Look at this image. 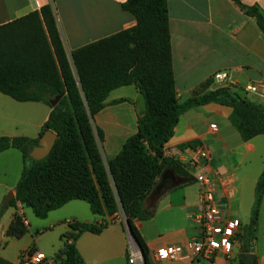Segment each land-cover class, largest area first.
Returning a JSON list of instances; mask_svg holds the SVG:
<instances>
[{"label": "crops", "instance_id": "obj_1", "mask_svg": "<svg viewBox=\"0 0 264 264\" xmlns=\"http://www.w3.org/2000/svg\"><path fill=\"white\" fill-rule=\"evenodd\" d=\"M125 1L0 0V27L49 5L71 63L76 49L135 26L134 18L121 8ZM239 2L256 6L264 16V0ZM167 10L175 92L180 102L190 98L215 73L226 72L227 84L234 92L264 105V34L253 18L245 16L230 0H167ZM248 85H254L256 93L245 92ZM104 105L92 119V128L102 162L107 166L124 142L136 134L145 104L139 92L128 86L110 92ZM49 113L50 108L42 103H19L0 93V138L37 139ZM230 113V108L213 103L186 111L164 149L167 159L184 167L194 158V148L180 146L193 141L203 146L208 153L206 173L215 182V200H225L227 219L238 220L244 227L249 224L256 183L264 168V135L242 141L229 122ZM22 169L23 158L18 150L10 148L0 153V208L9 193L14 197ZM188 176L166 167L143 204L144 209L153 211V216L134 223L149 253L147 264H241L240 246L233 249L229 259L223 253H216L211 259L174 262L154 257L165 247L184 245L200 235L199 187ZM84 204L71 201L50 212L42 219L44 227L57 230L60 239L69 231V223H105L107 227L99 235H80L75 247L81 258L85 264H129L123 215L102 218L93 215L88 204ZM15 214L26 219L29 234L43 224H31L22 205L4 210L0 218V233L4 234L0 257L8 264H17L19 253L31 245H19L23 238L18 239L15 256L9 252L13 243L6 232ZM61 248L62 245L45 254L55 255ZM252 253L256 264H264V194Z\"/></svg>", "mask_w": 264, "mask_h": 264}, {"label": "trees", "instance_id": "obj_2", "mask_svg": "<svg viewBox=\"0 0 264 264\" xmlns=\"http://www.w3.org/2000/svg\"><path fill=\"white\" fill-rule=\"evenodd\" d=\"M230 1L253 18L264 34V16L256 6ZM121 8L134 18L135 26L76 49L71 63L49 5L0 27V93L19 103L36 102L50 108L37 139L0 138V153L13 148L23 158L15 195L0 208V218L6 208L21 204L36 218L45 219L71 201L85 202L93 215L102 218L121 213L147 264L149 253L134 223L153 216L143 204L166 167L188 176L178 162L164 156L180 116L211 103L228 107L231 126L246 142L264 135V105L239 96L229 85L210 90L212 79L180 102L175 92L167 0H126ZM128 86L143 97L145 110L136 134L104 166L92 119L104 108L110 92ZM46 131L57 139L50 153L35 161L29 154ZM97 136L102 137L100 131ZM197 144L188 142L180 148L193 149ZM263 194L264 168L256 183L249 224L239 236L240 255L253 252ZM68 227L55 256L62 264H85L76 241L84 233L99 235L107 224L72 222ZM27 231L22 216L15 214L6 234L21 239ZM0 264L8 262L0 257Z\"/></svg>", "mask_w": 264, "mask_h": 264}, {"label": "built area", "instance_id": "obj_3", "mask_svg": "<svg viewBox=\"0 0 264 264\" xmlns=\"http://www.w3.org/2000/svg\"><path fill=\"white\" fill-rule=\"evenodd\" d=\"M226 72H218L212 76L214 84L228 81ZM245 92L254 94L257 89L254 85L245 87ZM211 129L215 131V127ZM165 156V149H164ZM208 153L203 146L194 148V158L183 168L192 176L199 187L200 204L198 207L200 235L191 239L184 245H173L157 251L154 257L167 261L195 260L199 258L211 259L216 253H223L232 258V251L240 246L239 236L242 233V225L238 220H229L226 217L227 203L225 200L216 201L214 197V179L206 173V161ZM21 206V204H17ZM22 216V215H20ZM124 218V217H123ZM23 223L27 226L26 219L22 216ZM4 234L0 233V240ZM17 264H62L55 255H46L34 246L21 251ZM128 263L143 264L140 250L128 238Z\"/></svg>", "mask_w": 264, "mask_h": 264}, {"label": "rangeland", "instance_id": "obj_4", "mask_svg": "<svg viewBox=\"0 0 264 264\" xmlns=\"http://www.w3.org/2000/svg\"><path fill=\"white\" fill-rule=\"evenodd\" d=\"M85 207H87V204H84ZM24 212L26 214V218L31 222V224H35V226H38L39 224L43 223L42 225H40L41 227H37V231L33 232L31 234H29V232L27 231V233L25 234L24 237H22L21 242L19 245H23V244H31V246H36V249L44 252V253H50L52 250L58 249L61 247L62 242L59 239L58 236V232L57 230H53V229H49L48 227H44L45 226V222L42 219H38L34 216V214L32 213L30 208H26L24 207ZM56 213V212H55ZM54 215V214H51ZM123 222H124V218H123ZM39 232V233H37ZM14 238H9V242L13 243L11 244V246L9 247V252H11V254L13 256H15L17 248L15 246V244L19 243L17 242L18 239L13 240ZM13 241V242H12Z\"/></svg>", "mask_w": 264, "mask_h": 264}, {"label": "water", "instance_id": "obj_5", "mask_svg": "<svg viewBox=\"0 0 264 264\" xmlns=\"http://www.w3.org/2000/svg\"><path fill=\"white\" fill-rule=\"evenodd\" d=\"M227 85H228L227 82H220V83L214 84L211 87V90H216V89L221 88V87H226ZM59 99L60 98H57L54 102H52V105L55 106L57 104V102L59 101ZM56 139H57L56 134H54L50 131H46L40 137V139L38 141V145L36 147H34L32 149V151L30 152V154H29L30 158L35 160V161H40V160L44 159L50 153L51 149L54 146ZM12 198H13L12 193H9L4 200L3 207H6ZM124 229H125V232L127 234V237L138 248V246L135 242V239L133 237L132 231H131L127 221L125 220V218H124ZM141 255H142V253H141ZM239 257L243 261V264H255V262H256V256L253 253L241 254ZM142 259H143V264H145V260H144L143 255H142Z\"/></svg>", "mask_w": 264, "mask_h": 264}]
</instances>
